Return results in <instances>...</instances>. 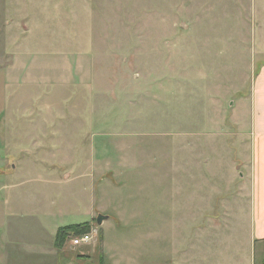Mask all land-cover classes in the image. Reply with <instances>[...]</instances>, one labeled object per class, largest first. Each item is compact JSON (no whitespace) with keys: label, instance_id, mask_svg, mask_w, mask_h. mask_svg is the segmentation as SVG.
<instances>
[{"label":"rangeland","instance_id":"obj_1","mask_svg":"<svg viewBox=\"0 0 264 264\" xmlns=\"http://www.w3.org/2000/svg\"><path fill=\"white\" fill-rule=\"evenodd\" d=\"M3 2L24 35L0 43V264H264L245 134L264 0ZM84 222L89 243L56 244Z\"/></svg>","mask_w":264,"mask_h":264},{"label":"crops","instance_id":"obj_2","mask_svg":"<svg viewBox=\"0 0 264 264\" xmlns=\"http://www.w3.org/2000/svg\"><path fill=\"white\" fill-rule=\"evenodd\" d=\"M21 1V0H20ZM8 6L4 4L3 0H0V25L3 24L4 31L1 29L0 33H2L0 38V43L3 44V48L6 49L5 44L11 41V38L14 35L23 36L22 26H17L18 31H14L13 27L16 25L12 23V20L9 19V16L4 12H7ZM9 19V21H8ZM8 53L3 50L0 53V57L6 58ZM7 69H11V66L6 65ZM0 65V75L7 74L6 67ZM5 81V80H4ZM0 78V122L2 119V112L4 106L10 103V98H5L4 85L5 83H1ZM248 109H249V129L245 132L246 137L248 138V145L250 147V157H249V166L251 169V182H250V191H249V204H250V213L253 219L254 224V234L257 236L264 235V63L260 65L258 68L255 77L252 81V87L250 92V97L248 101ZM8 153V152H7ZM4 152V154H7ZM1 154V153H0ZM3 159V158H2ZM7 163H10V169H8ZM0 163V199L4 200L5 196L6 201L10 202L12 199L8 191L11 183L8 182V176L14 171V164L10 162ZM11 171V172H10ZM2 174V175H1ZM6 178V179H5ZM5 179V180H4ZM5 190V191H4ZM7 190V191H6ZM4 191L5 193H2ZM5 203L4 201H2ZM3 217V226L5 225L4 217L9 218L10 216L16 214L12 211H2ZM259 222V223H258ZM6 231V229H5ZM1 240V239H0ZM4 241L0 242V263L8 260V257H11V260L16 258L15 249L12 253L5 255L3 252V244L5 246ZM6 247V246H5ZM11 247V246H10ZM8 250V249H7ZM19 257V256H18ZM3 260V261H2Z\"/></svg>","mask_w":264,"mask_h":264},{"label":"trees","instance_id":"obj_3","mask_svg":"<svg viewBox=\"0 0 264 264\" xmlns=\"http://www.w3.org/2000/svg\"><path fill=\"white\" fill-rule=\"evenodd\" d=\"M88 228L89 225L86 222L62 226L56 232L55 242L61 246L68 234H83L88 231Z\"/></svg>","mask_w":264,"mask_h":264},{"label":"built area","instance_id":"obj_4","mask_svg":"<svg viewBox=\"0 0 264 264\" xmlns=\"http://www.w3.org/2000/svg\"><path fill=\"white\" fill-rule=\"evenodd\" d=\"M91 239L92 234L90 232H85L79 235H72V237L69 239V242L74 247L82 244H87L91 241Z\"/></svg>","mask_w":264,"mask_h":264},{"label":"water","instance_id":"obj_5","mask_svg":"<svg viewBox=\"0 0 264 264\" xmlns=\"http://www.w3.org/2000/svg\"><path fill=\"white\" fill-rule=\"evenodd\" d=\"M107 218H108V215L98 213L95 219H96L97 224H100L104 219H107Z\"/></svg>","mask_w":264,"mask_h":264}]
</instances>
